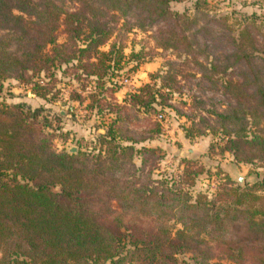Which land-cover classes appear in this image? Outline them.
<instances>
[{
    "label": "trees",
    "instance_id": "16d2710c",
    "mask_svg": "<svg viewBox=\"0 0 264 264\" xmlns=\"http://www.w3.org/2000/svg\"><path fill=\"white\" fill-rule=\"evenodd\" d=\"M172 1L181 0H0V80L30 81L70 64L76 77L102 84L122 59L143 57L142 50L127 56L117 39L99 49L119 19L123 34L162 21L156 45L191 54L207 79L238 67L237 79L222 83L234 105L212 108L208 128L225 138L237 162L264 163V20L252 13L229 22L209 14L206 0L195 1L193 14L177 13ZM214 39L228 46L220 60L208 59L206 42L215 47ZM41 87L33 82L37 94ZM151 90L142 85L127 93V103L116 107L127 113L85 151L54 148L40 108L0 101V264H224L215 257L264 264V194L240 186L211 198L191 194L183 185L198 172L187 169L178 180L153 177L159 149L134 144L159 128L133 133L123 125L161 98ZM183 130L187 137L200 133L193 125Z\"/></svg>",
    "mask_w": 264,
    "mask_h": 264
},
{
    "label": "rangeland",
    "instance_id": "374dc122",
    "mask_svg": "<svg viewBox=\"0 0 264 264\" xmlns=\"http://www.w3.org/2000/svg\"><path fill=\"white\" fill-rule=\"evenodd\" d=\"M195 1H172L169 6L173 12H186L190 15L194 13ZM206 1L209 14L225 15L229 22L252 13L258 16V20H264V0ZM120 21L111 37L99 49H107L109 43L117 39L124 46L123 51L127 56L131 51L142 50L143 57L139 61H132L129 57L122 59L116 69L103 77L102 84H97L89 77H76L72 73L76 71L75 67L70 64L57 65L47 71V75L41 73L30 81L5 78L0 80V101L20 102L29 109L40 108V113L48 122L44 130L51 134L54 148L71 152L68 148L74 147L72 151H85L97 146L98 134L103 132L110 121L119 114L127 113L124 109L120 113L116 111L117 105L127 103L126 94L138 86L149 85L151 92L161 95V98L155 95L157 102L148 108L139 107L123 125L133 133L151 132L159 128V132L151 138L134 144V147L143 144L159 149L161 158L152 168L153 177L167 175L168 178L178 180L183 170L187 169L198 172L193 175L192 184L183 185L191 194L203 193L211 198L218 191L239 186L253 187L255 193L264 194V181L258 182L264 179V163L237 162L232 153L224 149L225 138L219 131L212 132L208 128L214 123L212 108L226 112L234 105L233 97L225 91L222 83L226 77L237 79L238 67L230 66L225 73H214L211 80L207 79L192 61L191 54L156 45L154 40L166 28L165 23L160 21L145 28L135 26L123 34L118 29ZM56 36L57 42L64 40L62 24H59ZM205 40L198 39L200 44ZM212 43L217 46L206 42L208 59L216 55L220 60L228 51V46L215 39ZM204 56L199 53L197 57L203 60ZM165 71L167 74L159 78ZM122 78L127 79V82L120 81ZM33 82L42 86V95L32 88ZM162 98L166 100V105L159 104ZM159 114L161 116L157 118ZM191 125L200 133L187 137L183 127ZM135 162L138 165L140 157H136ZM235 171L243 175L242 184L235 180ZM225 200L226 196L222 195V201ZM175 226H179V223L176 222ZM178 256L188 259L189 254L181 253ZM215 260L232 264L225 258L212 259Z\"/></svg>",
    "mask_w": 264,
    "mask_h": 264
},
{
    "label": "water",
    "instance_id": "95a60500",
    "mask_svg": "<svg viewBox=\"0 0 264 264\" xmlns=\"http://www.w3.org/2000/svg\"><path fill=\"white\" fill-rule=\"evenodd\" d=\"M68 150L69 151H72V150H74V147H70V148H68ZM234 178H235V180L238 182V183H240V184H242L243 183V175L242 174H240V173H238V172H234Z\"/></svg>",
    "mask_w": 264,
    "mask_h": 264
},
{
    "label": "built area",
    "instance_id": "2783aa9c",
    "mask_svg": "<svg viewBox=\"0 0 264 264\" xmlns=\"http://www.w3.org/2000/svg\"><path fill=\"white\" fill-rule=\"evenodd\" d=\"M120 81L127 82V79H123V78H122V79H120ZM160 116H161L160 114L157 115V118H160Z\"/></svg>",
    "mask_w": 264,
    "mask_h": 264
}]
</instances>
